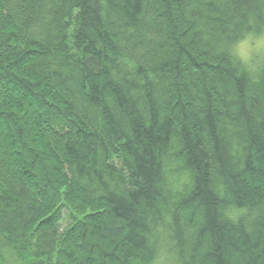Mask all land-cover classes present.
Masks as SVG:
<instances>
[{
	"label": "trees",
	"instance_id": "1",
	"mask_svg": "<svg viewBox=\"0 0 264 264\" xmlns=\"http://www.w3.org/2000/svg\"><path fill=\"white\" fill-rule=\"evenodd\" d=\"M262 28L264 0H0V264H264V74L219 51Z\"/></svg>",
	"mask_w": 264,
	"mask_h": 264
},
{
	"label": "clouds",
	"instance_id": "2",
	"mask_svg": "<svg viewBox=\"0 0 264 264\" xmlns=\"http://www.w3.org/2000/svg\"><path fill=\"white\" fill-rule=\"evenodd\" d=\"M219 51L226 54L229 63L242 73L253 78L264 74V28L258 31L241 30L239 36L234 40L221 42ZM137 61V56L117 58L109 68L111 80L120 84L138 80L139 75L134 70ZM136 94L130 91V95ZM181 163L173 161L164 169V180L161 187L166 190V194L171 196L178 194L182 190V186L190 182L188 173L178 170Z\"/></svg>",
	"mask_w": 264,
	"mask_h": 264
}]
</instances>
